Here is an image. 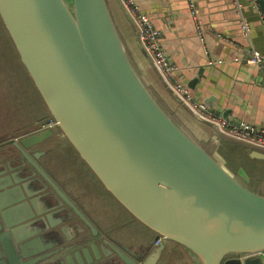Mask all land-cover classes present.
Here are the masks:
<instances>
[{
  "label": "water",
  "instance_id": "obj_1",
  "mask_svg": "<svg viewBox=\"0 0 264 264\" xmlns=\"http://www.w3.org/2000/svg\"><path fill=\"white\" fill-rule=\"evenodd\" d=\"M258 3L264 14V0ZM0 18L55 128L135 218L202 264H241V255L264 249V195L235 177L159 101L134 66L107 0H0ZM53 132L16 142L34 176L44 171L32 160L37 152L27 149ZM4 172L0 264H38L33 254L45 248L34 251L36 237L48 239L55 222L68 218L75 235L85 231L75 229L71 216L54 221L59 206L48 201L57 193L46 192L40 178L43 187L35 189L13 167ZM245 264L264 261L248 257Z\"/></svg>",
  "mask_w": 264,
  "mask_h": 264
},
{
  "label": "crops",
  "instance_id": "obj_2",
  "mask_svg": "<svg viewBox=\"0 0 264 264\" xmlns=\"http://www.w3.org/2000/svg\"><path fill=\"white\" fill-rule=\"evenodd\" d=\"M107 1L125 48L144 82L201 146L204 147V142L214 144L209 153L221 156L226 166L235 171V177L250 186L252 178L241 165L251 159L249 163L261 169L264 151L251 147L239 149L237 157L242 162L247 160L233 170L222 154L221 132L214 124L197 118L175 98L141 46L137 26L122 1ZM135 1L161 31V42L179 67L178 78L208 105L210 112L233 124L247 122L259 131L264 130V65L245 60L251 48L264 54V14L258 0H195L201 31L196 30L197 20L189 8V0ZM242 21L249 22V35L241 28ZM208 59H223V62L210 65ZM251 170L261 172L256 168Z\"/></svg>",
  "mask_w": 264,
  "mask_h": 264
},
{
  "label": "flooded vegetation",
  "instance_id": "obj_3",
  "mask_svg": "<svg viewBox=\"0 0 264 264\" xmlns=\"http://www.w3.org/2000/svg\"><path fill=\"white\" fill-rule=\"evenodd\" d=\"M50 118L47 114H40L35 122L27 123L18 130L20 132L25 129L24 133L14 136L10 134L0 140V173L5 175V169L13 167L16 178H26L35 189L42 188L44 182L48 186L46 192L57 193V200L50 195L48 201L49 206H59L52 210L57 211L54 213V221L71 216L73 223L78 222L75 229H78V225L85 229L75 235L67 226L70 222L68 218L62 223L55 222L54 227L49 228L48 239L36 237L37 247L34 251L45 248L33 254L35 260L40 258L38 264H176L179 251L172 241L157 236L156 232L135 218L104 187L79 154L81 165H77V168L80 170H71L74 163L64 153L77 151L60 130L54 125H47ZM50 128L54 132L49 137L34 148L27 149L30 154L37 152V156L32 155V160L44 171L43 176L38 173L34 176L31 171L36 170L35 166L16 148V142ZM82 181L86 185L82 186ZM57 189L65 198L60 196ZM162 245L164 248L158 254L157 250ZM84 250L92 258L91 261ZM46 255L45 260L43 257Z\"/></svg>",
  "mask_w": 264,
  "mask_h": 264
},
{
  "label": "built area",
  "instance_id": "obj_4",
  "mask_svg": "<svg viewBox=\"0 0 264 264\" xmlns=\"http://www.w3.org/2000/svg\"><path fill=\"white\" fill-rule=\"evenodd\" d=\"M121 1L137 26L140 44L151 57L156 70L160 73L172 93L179 98L197 118L214 124L221 133L241 142H245L250 146L264 149V130L259 131L255 126L247 122L233 124L228 119L213 115L208 105L204 101L199 100L188 84L178 78L179 67L171 60L166 52L161 42V31L155 26L152 18L139 10V5L135 0ZM188 4L192 14L197 20L196 30L201 31L202 26L197 18L195 0H189ZM241 28L249 35V22L242 21ZM201 40L204 41L203 33L201 35ZM245 60L249 64L264 65V54L251 48L245 55ZM222 62L223 59H208V64L210 65ZM47 125H55V120L50 118ZM255 256L260 257L264 261V249L251 254L241 255V264H245L246 258Z\"/></svg>",
  "mask_w": 264,
  "mask_h": 264
},
{
  "label": "rangeland",
  "instance_id": "obj_5",
  "mask_svg": "<svg viewBox=\"0 0 264 264\" xmlns=\"http://www.w3.org/2000/svg\"><path fill=\"white\" fill-rule=\"evenodd\" d=\"M67 2L71 4L72 0H67ZM40 114L50 116L44 100L21 62L9 33L5 30V27H2L0 30V140L7 138L10 134L14 136L24 133L25 129L20 132L18 130L25 127L27 123L35 122ZM188 133L192 135L191 132L188 131ZM250 147L264 151L262 148ZM232 152L236 156L240 155V150L235 145ZM64 155L69 158L70 162L74 163L71 170L79 171L80 168H77V165L81 164L78 159V153L71 151L70 153H64ZM216 157L226 166L221 156L216 154ZM245 165L247 164L245 163ZM248 165L250 164L248 163ZM231 173L234 174L235 171H231ZM253 182L254 180L248 187L253 191H257L253 186ZM83 185H86L85 181H82ZM172 243L179 251L178 258L175 261L176 264H202L201 260L193 252H190L188 248L177 242L172 241Z\"/></svg>",
  "mask_w": 264,
  "mask_h": 264
},
{
  "label": "trees",
  "instance_id": "obj_6",
  "mask_svg": "<svg viewBox=\"0 0 264 264\" xmlns=\"http://www.w3.org/2000/svg\"><path fill=\"white\" fill-rule=\"evenodd\" d=\"M1 21V18H0ZM2 23V24H1ZM0 30L2 27H5L3 22H0ZM6 30V28H5ZM168 110V109H167ZM169 111V110H168ZM170 112V111H169ZM171 113V112H170ZM51 117V115H50ZM222 134V143H221V149H222V154L226 159V163L233 169L236 170L239 166V164L245 163L247 159H245L243 162L240 161V159L233 154L232 149L233 146H237L239 149H241L242 151H244L245 149H249L250 145L245 143V142H241L239 140H236L234 138H231L223 133ZM204 147L207 149L208 152H211L212 149L215 147L214 144L212 143H203ZM235 159V160H234ZM249 161H252L251 159H248V161L246 162V164L248 165ZM250 165H245L242 164L241 166L243 168L246 169V171L248 172V174L250 175V177L252 178V180H254L253 182V186L260 191L262 194H264V165L260 168H258L255 165H252L251 163H249ZM258 169L261 172L258 173H253L251 169ZM261 189V190H260Z\"/></svg>",
  "mask_w": 264,
  "mask_h": 264
}]
</instances>
